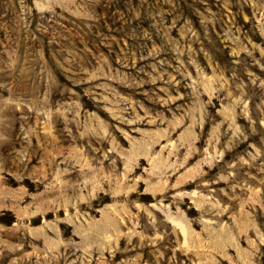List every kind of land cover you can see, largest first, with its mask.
<instances>
[{"label": "rangeland", "instance_id": "1", "mask_svg": "<svg viewBox=\"0 0 264 264\" xmlns=\"http://www.w3.org/2000/svg\"><path fill=\"white\" fill-rule=\"evenodd\" d=\"M0 264H264V0H0Z\"/></svg>", "mask_w": 264, "mask_h": 264}]
</instances>
